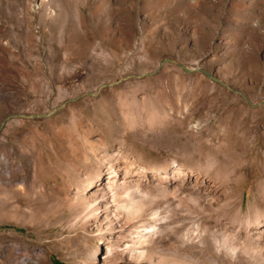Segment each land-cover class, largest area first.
<instances>
[{
  "label": "rangeland",
  "instance_id": "1",
  "mask_svg": "<svg viewBox=\"0 0 264 264\" xmlns=\"http://www.w3.org/2000/svg\"><path fill=\"white\" fill-rule=\"evenodd\" d=\"M16 113L0 264H264V0H0Z\"/></svg>",
  "mask_w": 264,
  "mask_h": 264
},
{
  "label": "bare ground",
  "instance_id": "2",
  "mask_svg": "<svg viewBox=\"0 0 264 264\" xmlns=\"http://www.w3.org/2000/svg\"><path fill=\"white\" fill-rule=\"evenodd\" d=\"M116 202V201H115ZM122 212V211H121ZM128 216V215H127ZM120 220V219H119ZM197 228H198V226H197ZM197 232H198V236H200V237H204V239H206V236H205V231L203 230V231H198L197 230ZM143 237L145 238V236L144 235H142V236H138V240H137V245L136 244H134L133 242H131L130 243V240L129 241H123L124 243L122 244L123 245V248L124 249H130L131 250V254H135L136 253V255L138 254L139 255V257H147V256H149L148 258H150V260H151V264H163V263H165V260L164 259H167V258H164V259H162V260H156L155 258H154V253L151 251V249H149V248H146V247H144L143 246V243H144V240L145 239H143ZM126 240V239H125ZM206 241V244H204L203 245V247H201V249L202 250H204L205 248H207V247H209L210 246V243L207 241V240H205ZM120 245V244H119ZM205 246V247H204ZM264 247V246H263ZM188 250V249H187ZM109 251V255H113V251H115V250H113V249H109L108 250ZM158 255V254H157ZM135 256V255H134ZM130 257V256H129ZM147 258V259H148ZM174 261V260H173ZM172 263V262H171ZM174 263H176V264H195V263H193V261H186V260H184V259H179V260H175V262ZM107 264H110V262H108Z\"/></svg>",
  "mask_w": 264,
  "mask_h": 264
},
{
  "label": "water",
  "instance_id": "3",
  "mask_svg": "<svg viewBox=\"0 0 264 264\" xmlns=\"http://www.w3.org/2000/svg\"><path fill=\"white\" fill-rule=\"evenodd\" d=\"M167 59H163L162 62H161V65L163 64L164 61H166ZM177 65H179L180 67H182L185 71H193L194 68H190L188 66H186L185 64L181 63V62H176ZM198 69H200L202 72H204L206 75H208L209 77L215 79V80H218L220 82H223L225 83L223 80H221L220 78L216 77L215 75H213L210 71H208L207 69L203 68V67H198ZM14 116H19V117H30L32 116V114H25V113H16V114H10L8 116H6L4 118V120L2 121V124L0 126V130L2 128V126L4 125V123L11 117H14Z\"/></svg>",
  "mask_w": 264,
  "mask_h": 264
},
{
  "label": "trees",
  "instance_id": "4",
  "mask_svg": "<svg viewBox=\"0 0 264 264\" xmlns=\"http://www.w3.org/2000/svg\"><path fill=\"white\" fill-rule=\"evenodd\" d=\"M56 263H58V264H59V261H57V260H56Z\"/></svg>",
  "mask_w": 264,
  "mask_h": 264
}]
</instances>
